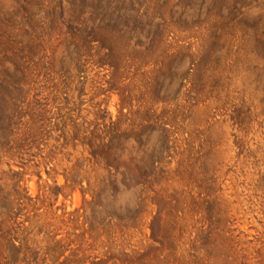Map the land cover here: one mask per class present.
<instances>
[{"label":"rangeland","instance_id":"1","mask_svg":"<svg viewBox=\"0 0 264 264\" xmlns=\"http://www.w3.org/2000/svg\"><path fill=\"white\" fill-rule=\"evenodd\" d=\"M0 264H264V0H0Z\"/></svg>","mask_w":264,"mask_h":264}]
</instances>
